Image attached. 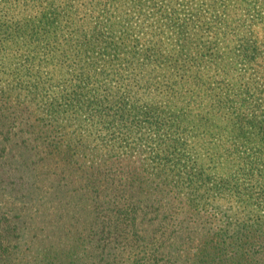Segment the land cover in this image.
Wrapping results in <instances>:
<instances>
[{"label": "trees", "instance_id": "1", "mask_svg": "<svg viewBox=\"0 0 264 264\" xmlns=\"http://www.w3.org/2000/svg\"><path fill=\"white\" fill-rule=\"evenodd\" d=\"M0 264H264V0H0Z\"/></svg>", "mask_w": 264, "mask_h": 264}]
</instances>
